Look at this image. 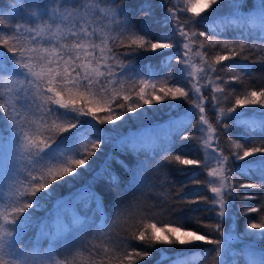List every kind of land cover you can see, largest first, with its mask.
I'll use <instances>...</instances> for the list:
<instances>
[{
    "label": "snow or ice",
    "instance_id": "1",
    "mask_svg": "<svg viewBox=\"0 0 264 264\" xmlns=\"http://www.w3.org/2000/svg\"><path fill=\"white\" fill-rule=\"evenodd\" d=\"M52 2L55 6L43 13H31L40 21L34 25L16 23L13 26L0 16V121L4 124L0 128V264H142L152 252L130 247L133 240L147 242L148 249H155L156 245L182 246L181 255H162L160 262L200 264L214 252L212 264H228L223 259L230 248L226 247L228 241H240L243 236L264 240V215H260L258 221L248 222L242 235L229 233L227 241L223 228L237 188L264 189V139L253 140L249 145L251 135L258 132L264 136V116L247 118L249 111L264 114V87L239 95L233 90L228 94L234 97L232 106L221 107L228 99L227 86L240 81L242 74L250 71L247 63H233L237 57L241 61L249 59L244 55L249 48L246 40L254 37L264 44V0H252L247 10L245 0H228L229 10L212 18L210 27L214 35L233 31L242 37L239 41L214 39L208 32L195 27L207 21L209 11L215 12L224 0H169L171 6L167 9L166 21L173 25V30L155 39L144 29L137 30L132 25L131 10L125 7L127 0ZM139 11L145 16L152 14L147 3L141 5ZM198 37L204 39L193 51ZM178 40L184 41V52L183 58L175 59L184 66L181 75L189 79L190 88L173 84L171 72L156 79L159 73L151 65H144L145 76L136 69L134 59H122L149 51L163 55L162 50L177 47ZM258 46V43L251 45L253 49ZM216 47L220 52L209 60L206 49ZM194 57L199 58V64L194 62ZM171 59L166 58L162 65L171 67ZM226 61L229 62L227 66L222 63ZM260 62H264V58ZM238 70L239 74L229 79L216 75L218 71L237 73ZM208 87H211L210 99L217 114L215 125L207 115L209 98L203 95ZM181 98L192 107L179 118L172 119L163 136L153 135L142 143L133 140L130 144H122L137 156L143 153L154 158L159 149L165 155L157 162V167L166 161L176 165L182 174L192 173L188 176L192 184L206 185L213 194L212 206H218V222L203 227L220 233V239L186 228L182 218L163 207L170 199L164 194H158L162 197L160 205H152L159 208L158 211H148L138 203L140 198L135 195L125 201V194L139 191L146 161L138 160L135 168H129L117 159L121 167L132 173V180L124 188H121L119 177L109 171L108 161L96 173L99 178L107 172L109 183L117 189L111 224L107 222L102 197L86 187L80 190L73 203L85 213L91 211V216L59 209L51 223L39 221L36 241L24 242V234L36 223L33 213L50 199L54 187L71 183L83 170L91 168V158L101 149L102 143L111 139L101 125L116 126L117 121L127 118V113L141 115L144 105H160ZM177 106L168 105L170 109ZM193 110H198L200 141L205 150L213 147L212 141H217L213 149L215 155L210 156L205 151L204 160L172 153L177 137L194 139L189 134L180 137L181 131L192 122ZM227 116H232L234 123L243 125L249 133L241 137L243 143L228 137L230 155H225L218 143V126ZM230 127L232 125H223V129ZM213 159L216 166L209 168L208 163ZM233 161L241 162L234 170ZM195 167L207 168L209 179L203 182L197 179ZM240 177L248 181L256 177L258 182L237 185L235 179ZM200 199L197 194V199L184 202L196 204ZM242 199L255 197L246 194ZM93 202L95 207L91 208ZM260 212H264V205L249 207L243 214ZM130 219L133 223L128 224ZM119 225H124L122 232L128 235L117 232L113 238ZM129 228L133 230L129 232ZM68 233L73 234V239L61 242ZM39 238H47L48 247L42 248ZM200 242L213 247L190 251L201 249ZM254 242L250 240L248 246L233 252L230 264H240L239 257L243 258V264H264V250L252 247Z\"/></svg>",
    "mask_w": 264,
    "mask_h": 264
},
{
    "label": "trees",
    "instance_id": "2",
    "mask_svg": "<svg viewBox=\"0 0 264 264\" xmlns=\"http://www.w3.org/2000/svg\"><path fill=\"white\" fill-rule=\"evenodd\" d=\"M79 2V0H77ZM61 3H64V0H61ZM148 4L151 6V15L145 16L142 12L139 11L141 5ZM252 0H245V10L251 7ZM55 4L52 0H0V16L6 18V20L11 23L13 26L16 23L34 25L39 23V19L34 18L31 13L36 11L38 14L43 13L45 9H50L54 7ZM171 4L169 0H127L125 7L131 10V23L137 30L144 29L146 34L151 36L153 39L158 37L161 33H170L173 30V25L170 22L166 21L167 9ZM228 9V0L218 6L215 12L209 11V19L203 23L197 24L195 27L198 31H206L209 36H212L214 39L219 40H237L239 41L242 37L237 36L233 31H226L222 33L215 34L213 33L212 28L210 27L212 18L217 14H222L227 12ZM47 19V16L43 17ZM183 15L181 19H183ZM2 27V26H0ZM7 34H11V31L8 29L4 30ZM203 37L197 38V45L193 46V51L198 46L199 41H203ZM184 41L178 40L177 47L172 49L162 50L163 55L153 54L152 52H141L136 57H122V59H134L135 67L142 75L147 76V69L144 65H151L152 68L159 73L156 76V79H160L167 72L173 74V84H180L185 88H190L191 84L189 79L186 76L181 75V69L184 67L177 62L175 57L183 58L184 49L182 47ZM246 43L249 45V48L245 51L244 55L249 56L247 61H241L239 57L234 58L233 63H247L251 66L250 71L242 74V79L238 82H231L226 89L225 95L228 96L227 101H225L221 107L228 108L232 106L234 102V97L228 95L233 90L237 95L242 94L243 92L249 89L259 90L264 87V62H260L261 58H264V44L259 43L254 37L248 38ZM258 43V47L253 49L252 44ZM118 51H124V49H118ZM208 53V59L211 60L217 52H220L219 47L215 49L208 48L206 49ZM224 54V53H221ZM166 58H172L170 63L171 67L162 65V61H165ZM194 62L199 64V58L194 57ZM225 66L229 62H222ZM239 74L237 73H222L217 72L216 75H222L224 79H229L231 75ZM161 85H157L160 87ZM131 95V93H128ZM157 94H160L157 92ZM203 95L208 97L206 102L207 115L211 123L216 124V111L213 110L211 103V87H208L204 90ZM193 99L191 93L189 94V100ZM124 103L123 100L119 101ZM178 105L177 107L169 108L168 105ZM115 107V105H113ZM191 105L188 101L183 100L182 98L178 101H164L160 105H144V112L141 115L135 113H127V118L122 122L117 121L116 126L112 125H101L105 129L106 136L111 139L107 143H102L101 149L96 152V155L91 158V168L88 170H83L79 178L75 179L69 184L59 185L54 187L53 194L50 199H48L41 209L36 210L33 213V219L36 222L33 226H30L26 233L24 234V242L36 241L39 231V221L46 220L51 223L55 219L56 212L59 209H67L68 213H75L79 215L91 216L92 212L88 211L87 213L79 206L75 205L73 202L76 195L79 194L80 190L89 187L92 191L97 192L103 199V210L107 214V222L111 224L114 213H115V201L117 199V189L111 186L108 180V173L105 172L101 177L96 178V173L100 171V166L103 165L106 161L109 162V171L114 173L119 177L121 181V188H124L130 180H132V173L126 171L125 168L121 167L120 164L116 162L117 159L124 161L129 168H135L138 160L146 161L145 171L142 173V182L139 186V191L136 193H127L124 195L123 199L129 201L132 199L133 195L139 197L138 203L141 204L148 211H158L159 208H153L152 205H160L161 199L158 194H164L170 197L168 203L164 204L163 207L170 208L172 213L176 216L182 218L185 222V226L188 229L199 230L201 234H207L210 238L220 239V233H213L211 228L203 227V225H214L216 224L217 217L216 213L218 211V206L213 207L211 204V199L213 194L207 188L206 185H194L188 179V176L192 173L182 174L178 171L176 165H169L166 161L162 162V166L157 167V162L161 161V157L165 153L161 150H157V154L153 158L151 154L147 157L145 154L141 153L137 156L135 153L128 151L122 144V142L130 144L133 140L138 143L145 142L155 133L154 128L167 121L172 119L179 118L182 116L186 109H191ZM259 108V106H253ZM139 111V110H138ZM195 115L190 125H188L184 130L181 131L180 137H183L185 134H189L194 139L181 140L179 137L176 138V143L172 147V153H183L187 154L189 158L204 160L205 151H207L210 156H214L215 153L213 149L216 147L217 141H212V148H205L202 146L200 137L201 132L198 126L199 114L198 110H193ZM104 113H100L103 115ZM264 114L260 112L249 111L247 118L251 119H260ZM228 124L232 127L228 129H223V125ZM4 126L3 121H0V128ZM150 130L151 136L144 138L141 134ZM218 131L220 134L219 145L220 148L224 151L225 155H230L231 145L228 141V137L232 136L234 139H240V142L243 143L242 136L249 135L248 131L243 125L235 124L232 116H227L223 118L222 124L218 126ZM67 135V134H65ZM163 136V134H160ZM93 139L95 137H92ZM206 138V137H205ZM144 139V140H143ZM264 139V136H261L258 132L250 136L249 145L253 140L259 141ZM241 162L233 161L232 168L233 170L236 167H239ZM215 160H210L208 167H215ZM193 167V166H189ZM207 168L195 167V172L198 173L197 179L200 181H206L209 179L207 175ZM167 173V176H165ZM95 178V180H94ZM185 182L187 186L185 187ZM242 182H258L256 177H253L252 181H248L246 177H240L235 179V183L239 185ZM197 194L201 198L196 204H187L185 200H195L197 199ZM246 194H251L255 197L252 200H244L243 196ZM206 198V199H205ZM259 205H264V189H239L237 188V195L231 203V207L227 210L228 214L223 221V228L225 230L224 239L227 241V236L229 233L233 234H243L246 230V224L250 221H258L260 215H264V212L260 213H248L244 215L243 213L249 207H257ZM95 207L93 202L91 208ZM99 223V219L96 221ZM133 223V220L130 219L128 224ZM124 225H119L113 233V238H116V233L119 232L121 235H128V233L122 232ZM133 229L129 228V232ZM73 239V234H65L63 240L71 241ZM255 241L251 246L255 247L258 251L264 250V240H259L258 238L243 236L242 240L238 241L232 239L228 241L226 247L230 246L229 251L225 253L223 259L230 264L231 260L234 258L232 253L239 252L242 248L249 245V241ZM50 241L47 238H39V244L42 248L48 247ZM203 245V242H200ZM130 247L136 248L138 250H150L152 255L149 259H146L142 264H158L162 255L172 256L173 254L181 255L182 246H166V245H156L155 249H148L147 242L140 241H131ZM211 245H203L199 250L192 249L190 251H203L206 248H212ZM163 250V251H162ZM215 253L212 252L206 258L200 261V264H212L213 257ZM240 260V264H243V258H237ZM170 260H163L160 264H166ZM171 264V263H170Z\"/></svg>",
    "mask_w": 264,
    "mask_h": 264
},
{
    "label": "rangeland",
    "instance_id": "3",
    "mask_svg": "<svg viewBox=\"0 0 264 264\" xmlns=\"http://www.w3.org/2000/svg\"><path fill=\"white\" fill-rule=\"evenodd\" d=\"M170 121L164 122L162 124L157 125L154 130L157 135L164 134V132L168 129ZM150 130L144 131L141 135L146 138L148 136H151ZM144 140V139H143ZM170 262H167L166 264H170Z\"/></svg>",
    "mask_w": 264,
    "mask_h": 264
}]
</instances>
